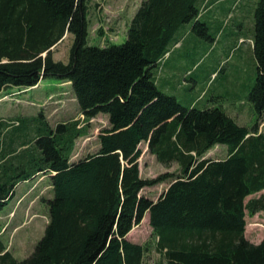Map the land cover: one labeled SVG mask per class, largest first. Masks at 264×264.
<instances>
[{
	"label": "trees",
	"instance_id": "trees-1",
	"mask_svg": "<svg viewBox=\"0 0 264 264\" xmlns=\"http://www.w3.org/2000/svg\"><path fill=\"white\" fill-rule=\"evenodd\" d=\"M229 1L144 0L126 42L101 47L88 44L90 0H0V94L57 79L71 84L85 117L53 127L43 115L36 131L33 124L23 131L30 118L0 119V213L21 183L45 176L53 188L49 224L28 258L13 256L0 225V264H148L153 250L160 258L152 264H264V239L246 238L247 215L264 213V194L246 202L264 192V0L250 39L257 65L248 96L257 116L252 129L221 106H186L158 86L181 29L190 25L209 38L203 19ZM67 34L74 36L70 62H56L53 49ZM99 115L109 126L98 151L73 162L77 140ZM143 143L179 171L143 179ZM216 146L228 156L207 158ZM162 183L169 187L157 201L141 196ZM147 214L154 242H131Z\"/></svg>",
	"mask_w": 264,
	"mask_h": 264
},
{
	"label": "rangeland",
	"instance_id": "rangeland-1",
	"mask_svg": "<svg viewBox=\"0 0 264 264\" xmlns=\"http://www.w3.org/2000/svg\"><path fill=\"white\" fill-rule=\"evenodd\" d=\"M143 1L90 0L87 17L88 44L105 47L125 43L130 24ZM235 2L237 8L234 7ZM258 2L259 0H230L222 7L227 11L215 6L213 10L211 8V12L203 19L210 21L209 38L199 36L190 28L185 36L184 47L175 50L165 65L167 73L174 72L178 78L162 83L161 90L175 96L186 106L197 104L201 109L221 106L240 126L252 129L257 116L248 96L257 78L251 40L254 34V10ZM206 9H203V13ZM214 13L222 18H214ZM186 27L181 29L184 34ZM73 44L74 36L67 34L53 49L54 60L68 64ZM215 69L218 72L215 76L212 74V81L209 82L208 76ZM43 115L53 127L58 123L84 119L70 83L45 79L35 89L9 87L0 94V119L30 118L25 120L23 131L29 129L31 124L36 131L42 126ZM108 126L106 115L91 119L88 123L89 135L77 140L72 161L76 162L94 154L99 149L98 136L101 130ZM260 131H264V119ZM140 148V170L143 179L154 180L179 171L177 163L169 166L161 164L149 152L145 143L141 144ZM206 156L224 159L228 156V150L224 146H216ZM168 187L169 183L147 187L141 192V196L157 201ZM263 194L264 192L253 195L246 202ZM52 198L50 179L38 176L28 183L19 184L14 198L1 211L2 240L17 260L28 258L43 238L49 224L48 200ZM246 222V238L254 244L261 243L264 239V213L253 217L247 215ZM128 239L140 245L154 242L149 214L133 229ZM159 258L153 250L146 254L145 261L152 264Z\"/></svg>",
	"mask_w": 264,
	"mask_h": 264
},
{
	"label": "crops",
	"instance_id": "crops-1",
	"mask_svg": "<svg viewBox=\"0 0 264 264\" xmlns=\"http://www.w3.org/2000/svg\"><path fill=\"white\" fill-rule=\"evenodd\" d=\"M211 8V7H210ZM210 8H209V10H208V12H207V14L208 13H210L211 12V10H210ZM214 18H222L221 16H219L217 13L216 14H214ZM185 28V27H184ZM189 30H190V27H186V30H185V34L184 33H182V31H180L178 34H177V38H178V42H177V44L172 48V51H175V50H178V49H181V48H183L184 47V44H185V36H186V34L189 32ZM172 54H173V52L171 53V55H167V62L171 59V57H172ZM186 71V69L185 70H183V72H185ZM182 72V73H183ZM212 74H213V72H211L210 73V76H208V79H210L209 80V82H211L212 80H211V76H212ZM214 76H215V74H213ZM177 79L178 77L174 74V72H171V73H167V71H166V69H165V65H164V69H163V71H162V73H161V75H159L158 76V86H159V88H160V85L162 84V83H164V82H166V81H170V80H173V79ZM161 89V88H160ZM98 151V150H97ZM96 151V152H97Z\"/></svg>",
	"mask_w": 264,
	"mask_h": 264
}]
</instances>
